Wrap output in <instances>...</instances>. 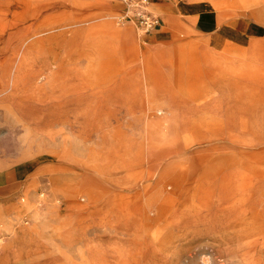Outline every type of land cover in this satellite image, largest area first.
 <instances>
[{
  "label": "rangeland",
  "instance_id": "rangeland-1",
  "mask_svg": "<svg viewBox=\"0 0 264 264\" xmlns=\"http://www.w3.org/2000/svg\"><path fill=\"white\" fill-rule=\"evenodd\" d=\"M147 1L0 0V264H264V0Z\"/></svg>",
  "mask_w": 264,
  "mask_h": 264
},
{
  "label": "crops",
  "instance_id": "crops-1",
  "mask_svg": "<svg viewBox=\"0 0 264 264\" xmlns=\"http://www.w3.org/2000/svg\"><path fill=\"white\" fill-rule=\"evenodd\" d=\"M163 9H164L165 13L169 16V18H172L173 8L171 10L170 4H167L165 7L162 8V10ZM154 10H155V8H154ZM176 10H178V12H181L183 14H189L192 19H197L198 18L199 22H200L199 24H201V25L207 24L206 20H203V18L204 19H208L209 15L207 14L206 10L202 6H200L198 4L197 0H193L192 2H190V4H186V3L185 4H181V5H179V8H176ZM155 11H157L158 13L157 12L156 13L159 14L158 10H155ZM159 15L163 16L162 13L159 14ZM53 17L54 16H50V17L44 18L41 25H45L47 23H49V24L53 23L54 26L52 28L57 29V26L60 23H59V21L56 20V18H53ZM34 31H36V32L34 33L33 37L38 36V35H42V38H40V40H38L40 43L46 42L50 38H54V37H57V36L61 35V33H59V32L51 33V28H46L45 29V28L37 27V30H34ZM232 31L237 33V35L238 34L239 35L242 34V31L240 29L232 28ZM220 36L221 37H218V39L220 41H222L223 40V36L222 35H220ZM252 46H254V45L252 44ZM258 79H261V78H258ZM11 189H12V186L7 184L6 181L4 183V179L0 175V211L2 209V206H3L4 202H5V200L10 198V196L7 198V195H10ZM12 242L15 243V241H13V240H12Z\"/></svg>",
  "mask_w": 264,
  "mask_h": 264
},
{
  "label": "built area",
  "instance_id": "built-area-1",
  "mask_svg": "<svg viewBox=\"0 0 264 264\" xmlns=\"http://www.w3.org/2000/svg\"><path fill=\"white\" fill-rule=\"evenodd\" d=\"M124 2L130 7L136 6L137 9L134 13H132V15L136 19V23L138 24L139 28H141V30H143L144 32H152L153 30L159 28V26L162 24L160 16L150 10L149 3L147 0H141L138 2L124 0ZM142 3H144L143 6L140 5Z\"/></svg>",
  "mask_w": 264,
  "mask_h": 264
}]
</instances>
